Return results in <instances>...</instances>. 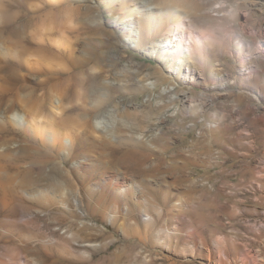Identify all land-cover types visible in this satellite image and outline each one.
I'll return each mask as SVG.
<instances>
[{
    "label": "rangeland",
    "instance_id": "rangeland-1",
    "mask_svg": "<svg viewBox=\"0 0 264 264\" xmlns=\"http://www.w3.org/2000/svg\"><path fill=\"white\" fill-rule=\"evenodd\" d=\"M70 1L50 8L32 0L33 6L15 8L27 15L22 34L31 42L30 60L47 54L45 61L67 69L47 80V69L28 67L20 71L27 74L25 89L0 69V115L6 119L10 108L22 113L30 108L50 116L55 96L61 95L55 124L71 132L72 145L64 140L52 148L40 138L33 143L38 155L51 154L68 172L71 198L79 196L76 164L137 190L124 199L104 188L82 199L85 222L100 230L81 232L101 243L88 260L40 250L39 263L242 264L247 255L246 264H264V0L185 1L193 10L194 29L208 35L209 66L194 73L187 70L192 61L171 64L166 49L153 48L154 42L136 49L108 10L99 24L96 16L84 19V4L94 0ZM152 1L141 0L139 8H151ZM70 7L77 12L66 26ZM44 25L51 37L62 33L70 49L51 46L50 53L47 39L41 44L32 39ZM96 25L100 31L91 29ZM155 41L164 44L159 37ZM12 47L0 41L4 52L18 50ZM86 51H95V60L73 64ZM7 59L14 61L6 54ZM4 63L0 53V67ZM94 94L104 96L96 110ZM19 143L15 137L4 147L18 149ZM56 218L61 215L51 213L48 220L57 225ZM60 221L64 225L42 230L64 231L66 221Z\"/></svg>",
    "mask_w": 264,
    "mask_h": 264
},
{
    "label": "bare ground",
    "instance_id": "bare-ground-1",
    "mask_svg": "<svg viewBox=\"0 0 264 264\" xmlns=\"http://www.w3.org/2000/svg\"><path fill=\"white\" fill-rule=\"evenodd\" d=\"M30 1L32 0H0V41L5 42L7 40L14 49L19 50V52L18 50L4 52L3 48H0V53L2 55L4 53L5 62L0 69L6 76L15 77L16 81L21 83V87H24L22 89H25L27 74H21L20 71H28V67L34 71L47 69L50 74L47 80L54 79L55 74H60L57 71L67 69L63 64L45 61L46 57L49 56L47 54L44 57L34 56L36 58L30 60L32 54L29 53L27 45L31 42L22 34V26L28 21L27 15L22 10H15L16 7L23 9L26 4L33 6L34 4ZM42 1L46 4L44 7L53 8L63 1L69 2L70 0ZM74 1L82 4L90 0ZM185 1L153 0L151 8L143 7L140 9L141 0H94L93 5L84 4L82 16L84 19L96 16L99 24L101 13L103 10L104 12L108 10L112 14L113 22L119 25L122 33L135 41L134 47L136 49H140L146 43L154 42L153 48L160 46L166 49L165 53L168 56V61L171 60V64L183 62L188 58L194 66L188 65V71L194 73L198 69V71L203 72L206 66H209V60L207 61V56L204 53L208 35L194 29L195 26L191 20L193 10L188 6L190 3L187 4ZM66 11L63 22L66 26H71L73 13L77 10L70 7ZM95 11L97 12L96 15ZM43 28L44 31L41 35L37 33L38 37L33 36L31 38L39 44L47 39L50 44L46 47L47 51L51 53L53 48L51 46L57 50H65L70 47L71 43L66 41L62 33L51 37V34H47V26L44 25ZM91 29L99 30L98 25ZM156 37H159L164 44L155 43ZM6 54L13 56L14 61L6 60ZM82 56H84L83 59L81 57L79 60L76 57L72 60L73 64L93 62L97 53L86 51V54ZM52 71L56 73H51ZM93 76V79L98 77L96 74ZM160 79L163 77L161 76ZM39 83L42 85L47 81L39 80ZM23 97L22 102L26 105L29 100L27 101L25 96ZM94 97L92 108L96 110L103 103L104 96L96 94ZM55 99L57 104L50 111V116L42 114L40 110L33 111L30 108H25L23 113L10 108L9 118L6 119L0 115V264H40L37 258V253L40 250L47 256H52V252L55 250L58 253V255L55 254L57 256L66 258L72 256L76 260L83 258L88 260L89 252L97 249L101 243H96L84 235L81 236V232L92 229L100 230L96 224L85 222V212L80 210L82 199L93 198L95 197L94 193L104 188H108L111 190L110 193H114L115 196L117 194L124 199L130 191L134 190L135 192L137 190L135 187L130 189L131 184L124 185L120 184L121 182L111 181L110 178H100L97 171L96 174L94 173L95 168L92 169L89 166L84 169L83 165L76 164L74 168L72 167V172L74 175L80 176L81 181L78 184V189H75L79 196L74 199L71 198L70 189L73 185L65 177L68 172L65 173L64 169L55 162L56 157L51 154L44 152L38 155L39 153H37L33 143L36 138L45 141L52 148L64 140L72 143L71 132L67 129L60 130L55 124V115L63 106L61 95L57 94ZM76 101H79V98ZM216 126L217 124L214 123L209 128ZM9 135L12 137L8 139ZM15 137H18L20 142L19 145H15L18 149L9 146L4 147ZM21 141L25 143L22 144ZM67 147L70 148L71 146L69 147L68 144ZM24 164L27 165L24 166ZM59 179H63L65 185ZM112 212L107 216L109 222L113 218ZM51 213L61 215L60 219L66 221L65 228L63 227L64 231L56 234L42 230L44 227L51 229L53 226L64 225V222L60 221L59 218L55 219L57 225H53L54 222L48 220ZM237 249L239 247L233 246L235 252ZM225 256L229 258L227 253ZM247 258V255L242 257V264L247 263ZM228 260L230 261V258Z\"/></svg>",
    "mask_w": 264,
    "mask_h": 264
}]
</instances>
